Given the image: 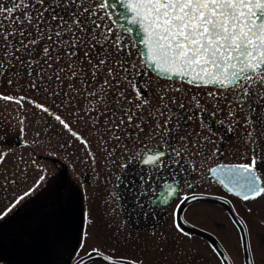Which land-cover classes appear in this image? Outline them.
Wrapping results in <instances>:
<instances>
[{"label": "snow or ice", "instance_id": "1", "mask_svg": "<svg viewBox=\"0 0 264 264\" xmlns=\"http://www.w3.org/2000/svg\"><path fill=\"white\" fill-rule=\"evenodd\" d=\"M115 12H119V16H114ZM120 17H123L125 23L139 30L140 42L143 44V62L159 76L168 80L187 81L188 84L198 87L211 86L218 91H234L238 94L237 103L254 94L264 99V0L0 2V77L20 75L23 79L33 77L35 73L41 81L47 76L48 84L55 81L61 89L67 87L68 91L63 95L69 98V102L74 98L70 94L78 95L81 90L89 96L97 97L103 107L95 117L89 113V118L94 121L93 127L99 131V118L106 117L104 125L107 133L117 141L121 139V130L127 133L128 127L136 130L135 135L139 139L140 133L145 131L144 115L155 121L150 124L153 135H159L163 139L172 131L168 128V122L161 124L158 116L151 110L144 113L150 101L142 96L137 86H133L137 89L135 98H129L125 94L110 63V60L115 59L124 68L123 62L118 59L123 51L121 35L105 23V20L114 22ZM109 45L112 46L111 49ZM53 52L56 53L55 56L52 55ZM133 67L138 65L134 64ZM124 71L127 69L124 68ZM8 83L11 85L13 81L9 79ZM77 85L81 87L78 88ZM29 87L38 90L39 86L34 78L29 80ZM89 87H92L91 92H88ZM50 94L59 96L60 92L54 91ZM208 95L216 97L217 93L210 91ZM110 96L113 98L111 104ZM25 99L23 96L17 99L0 94V100L15 102L21 106ZM159 100L165 101V95L161 94ZM28 103L53 115L63 129L84 145L88 150L87 154L95 159L88 140L72 130L60 115L52 113L48 107L35 101L29 100ZM165 107L167 105L162 104L156 108L159 116H163L162 108ZM228 115L233 116L234 113L230 112ZM23 131L21 128V132ZM247 135L255 145L258 136L264 137V128L254 129ZM180 139L181 148L173 150L177 156L184 149L194 156H203L200 140L189 141L184 136ZM162 155L163 153L147 155L144 163L155 164ZM6 156L7 153L0 152V163H3ZM262 162L264 160L261 159V149L257 146L248 162L219 163L208 171L228 194L245 203L254 202L264 199V173L258 169ZM43 179L41 176L40 181ZM32 191L34 189H29L0 210V220L11 213ZM177 191L178 189L169 185L164 195L180 199L181 204L189 199H197L195 195L180 198ZM175 207L178 209L180 204ZM85 216L87 218V214ZM178 230L183 231L179 228ZM86 245L85 233L79 248L78 264H84L85 257L99 251L95 248L91 252L84 251ZM103 258L106 264H137L136 261L123 257L104 255Z\"/></svg>", "mask_w": 264, "mask_h": 264}, {"label": "flooded vegetation", "instance_id": "2", "mask_svg": "<svg viewBox=\"0 0 264 264\" xmlns=\"http://www.w3.org/2000/svg\"><path fill=\"white\" fill-rule=\"evenodd\" d=\"M128 46V57L130 55L133 63L130 62L131 73H127L124 76L127 79L122 80L125 94L129 98H135L137 89L133 86H137L142 96L150 101L144 113L151 110L158 116L161 124L167 121L168 128L172 131L163 139L159 135H153L150 124L155 121L144 115L145 131L140 133L139 139L135 135L136 130L128 127L127 133L121 130V139H115L112 145L107 141L101 142L102 145L105 144V148H101V170L109 179V183L102 188L113 192L112 204L118 223L126 232L147 238L154 250L156 247L161 248L162 258L156 255L153 259L156 264H160L162 259L167 264H249L250 260L251 264H264V199L245 203L228 194L208 171L219 163L248 162L257 146L260 147L261 159L264 160V137L258 136L253 145L247 135L254 129L264 128V99L254 94L237 103L238 94L234 91H218L211 86L198 87L185 81L157 76L145 66L131 42ZM118 58L120 60V56ZM134 64L138 67H133ZM16 76L21 78L20 75ZM11 78L14 79L15 76L0 77V88L3 87L4 95H12L8 83ZM40 83L45 85L43 81ZM55 85L54 81L50 87ZM177 88L180 91H175ZM59 89L57 84V90L52 91L57 92ZM15 90L16 88L13 93L27 98L24 95L26 81L19 93ZM210 91L217 93L216 97H210ZM44 92L41 89V100ZM161 94L166 97L163 102L159 100ZM162 104L167 107L162 108L164 114L159 116L156 108ZM10 108V102H3V105L0 102V152L4 153L11 144L26 145L24 135L26 136L27 126L22 125L24 131L21 132V123L12 117ZM230 112L234 115L229 116ZM44 120L45 123H42L43 119L39 118L38 127L46 124L47 120ZM182 136L189 141L200 140L203 156H194L187 149L177 156L173 150L181 148ZM155 153H163L161 159L155 164H145L146 156ZM6 163H10L7 156L0 164L2 195L6 186L9 190L12 188L9 171L13 168ZM258 169L264 173V162L258 165ZM169 185L178 189V197L195 195L197 199H189L181 204L180 199L164 195ZM177 204H180L178 209L175 207ZM4 207L6 205L0 206V209ZM253 215L261 218L262 222L257 224ZM20 220L11 217L0 221L1 264H26L8 254L14 246L9 242L11 234L8 233L13 232L16 239L17 233L27 232ZM9 224L13 227L9 228ZM191 227L205 234L194 232ZM249 232L253 233V239ZM109 242L112 244L108 240H98L97 245L89 246L87 252L95 248L99 250L98 253L113 256L112 253L118 252L115 242L120 241Z\"/></svg>", "mask_w": 264, "mask_h": 264}, {"label": "rangeland", "instance_id": "3", "mask_svg": "<svg viewBox=\"0 0 264 264\" xmlns=\"http://www.w3.org/2000/svg\"><path fill=\"white\" fill-rule=\"evenodd\" d=\"M0 2H7V0H0ZM105 23L113 27L115 33L121 35L123 42L120 60L127 71H124V68H121L115 59L110 60L113 71L116 72L117 79L122 84L125 80L124 76L127 73H131L130 62H132V58L130 55L128 57V53H130L128 45L131 39L128 36H123L124 34H121L111 21L105 20ZM112 38L113 40L115 39V34ZM109 47L111 49L112 46L109 45ZM52 55L55 56L56 53L53 52ZM133 74H136V72ZM33 78L39 86L38 90L29 87V80ZM100 78L103 79V77ZM11 80L13 83L10 85L12 90V95L10 96L17 99L20 96L17 93H13V91L16 88L15 92L19 93L23 82L26 81L24 95L27 98L25 102L22 103V106L15 102H10L11 108L9 111L13 118L20 121V129L24 124L27 126L28 131L26 136L24 135V140L34 148V151L40 157H36L33 160L32 155L28 156L26 160V165L29 167L27 172L25 171L27 166L22 165L24 161H21V156L28 153L29 150L18 147H11L9 150L11 159L10 163L6 164H11L13 170L15 172L19 171V176H23L19 180L18 177H15V181L18 180L17 189L14 185H12L10 190L7 186L5 187V193L3 195L0 194V206H9L10 203L19 197L18 193L21 190V193H24L29 189H34L29 196L25 197L14 208L21 213L19 217L17 212L16 218L21 219L20 223L23 221L22 225L23 227L26 226L28 232L17 233L16 236L18 237L16 239H14L15 235L13 232L8 233L11 234L10 243L16 240L13 243L12 250L8 253L9 256L25 260L26 264H31L27 263V260L34 259H36L34 261L37 264H66L73 262L79 256L82 236L86 233L87 245L84 251H88L89 246H96L98 240H108L109 244L111 243L109 241H120L119 243L115 242L118 252L116 254L112 253L114 257H123L129 261L134 260L137 264H156L153 263V259L156 255L162 258L161 248L156 247L154 250L151 248L147 238L141 235H133L121 227L112 204L114 202L113 192L102 188L104 184L109 183V179L101 170L102 160L100 157L101 154L103 155V149L101 148H105V144L102 145L101 142L105 143L107 141L108 144H111L116 140L114 137L110 138V134L107 133V129L103 125L106 117L101 116L99 118V131L93 127L94 121L89 118V113L92 117H95L100 108L103 107L99 99L89 96L81 90L78 95L71 93L70 96L74 98H71V102H69V98H65L63 95L65 91H68L67 87L60 88L57 91L60 92L59 96L51 95L50 93H53L52 89L57 90V84L54 87H50L45 78L43 81L44 85L40 83L42 81L35 76V73L33 77L21 79L15 76ZM124 85H122V89ZM77 87L81 86L77 85ZM93 87H96V85H93ZM41 89L45 90L43 100H41ZM2 91L3 87L0 88V94H3ZM91 91L92 87H89L88 92ZM112 99L110 96V104ZM29 100L48 107L52 113L60 115L69 123L72 130L80 133L84 139L88 140L95 159L93 160L87 154L88 150L84 145L80 144L68 131L63 129L53 115L42 110H35L34 105L28 103ZM0 102L3 105V102L6 101L0 100ZM113 107H115L114 104ZM93 109H96V111H93ZM81 117H84V119H81ZM39 118L43 119L42 123H45L44 119H46V124L38 127ZM14 171H9L12 178L15 175ZM41 176L44 177L42 181H40ZM38 180L40 181L38 186L37 184L34 185ZM55 181L57 184H55ZM53 185H55V188L52 187ZM50 189V193H47ZM14 209L4 219H9L15 211ZM85 214H87V218ZM253 216L257 224L262 222L261 218ZM89 220L91 223H89ZM8 226L9 228L13 227L12 224ZM20 235L23 238H20ZM249 236L251 239L254 238L252 232H249ZM24 237H26L27 241H25ZM24 243H28V245ZM88 264L105 263L93 260ZM160 264H167V262L162 259Z\"/></svg>", "mask_w": 264, "mask_h": 264}, {"label": "water", "instance_id": "4", "mask_svg": "<svg viewBox=\"0 0 264 264\" xmlns=\"http://www.w3.org/2000/svg\"><path fill=\"white\" fill-rule=\"evenodd\" d=\"M113 15H114V16H119V12H115V13H113ZM111 22H112V23H113V24H114L119 30H121L123 33H126V34L129 35V37H130L131 40H132V44H133V46H134L135 51H137V52L139 53V55H140V57H141V59H142L141 51L143 50V44L140 42V36H141V34H140L139 30L136 29L135 26L125 23L123 17H120V19H118V20H116V21H114V22H113V21H111ZM142 60H143V59H142ZM145 66H146V65H145ZM146 67H147V66H146ZM147 68H148L153 74L159 76L155 71H153V69H151V68H149V67H147ZM160 77H162V76H160ZM163 78H165V77H163ZM185 82H187V81H185ZM191 228H192V230H193L194 232H197V233L200 232V233H204V234H205V232H202L201 230H198L197 228H193V227H191ZM103 256H104V255H102V254L96 253V254L91 255L90 257H85L84 264H85L86 262L90 261V260H93V259H100V260L106 262V261L104 260ZM72 264H78V260H76V261H75L74 263H72Z\"/></svg>", "mask_w": 264, "mask_h": 264}]
</instances>
